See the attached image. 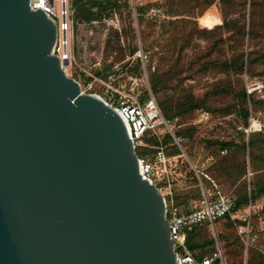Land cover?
<instances>
[{"label":"water","instance_id":"1","mask_svg":"<svg viewBox=\"0 0 264 264\" xmlns=\"http://www.w3.org/2000/svg\"><path fill=\"white\" fill-rule=\"evenodd\" d=\"M55 40L30 0H0V264H179L125 124Z\"/></svg>","mask_w":264,"mask_h":264},{"label":"rangeland","instance_id":"2","mask_svg":"<svg viewBox=\"0 0 264 264\" xmlns=\"http://www.w3.org/2000/svg\"><path fill=\"white\" fill-rule=\"evenodd\" d=\"M68 1L70 12L77 6L71 0ZM133 5L134 11L127 6L118 7L109 17L105 16L107 5H95L91 8V12L97 18L91 22L80 21L83 27L75 29L73 38L70 40L72 67L67 71V76L81 85V91L84 94L90 95L104 93L107 85L133 94L129 77L136 78L139 85L134 90V96L143 92L140 101L145 102L149 97H153L158 107L159 100L169 97L176 98L190 93L195 98L201 99L209 94L207 103L219 112L210 113L211 118L207 123H196L195 117L199 110L194 111L191 116L179 118L178 122L181 127L193 126L195 132L190 138H181L183 140L181 148L184 154L177 147L180 151L179 155H167L170 158V190L166 182L159 190L168 200L181 193L191 191L195 194L196 190H199L202 195L201 186L210 192L212 190L210 182L197 173L198 170L214 180L224 193L235 196L236 188L225 179L214 177L210 169L227 152L218 153L215 149L206 147L205 141H238L239 135L234 128L242 123V119L237 114L226 115L223 110L230 105H236L234 94L240 88L241 82L245 83V78L250 81L264 80V62H257L252 66L253 76L248 70L239 77L231 73L220 72L214 66L211 68L200 66L208 60L216 62L228 60L235 47L227 40L228 34L224 32L209 36L196 31L197 28L211 30L215 26H222L223 20L217 3L203 11V14H201V6H195L192 0H133ZM55 8L58 9V2H55ZM149 8L157 9L160 17L154 19L146 17L144 11ZM249 12L248 5L245 11L247 26ZM218 35L224 41L216 38ZM243 44L245 53L262 54L264 52V32L254 40L246 37ZM139 51L143 59L136 55ZM162 74L167 76L162 80L170 78V81L163 83L168 84L167 87L154 95L150 81L154 76L161 77ZM90 76L99 81L95 82L89 90V83L92 81ZM218 88L223 89L219 97L212 93ZM263 110L259 108L257 111ZM176 129L178 128L176 127L174 131ZM247 141L248 139L245 138L246 143ZM148 147L142 146L140 151L145 149L152 151ZM163 149L164 153H167L171 147H163ZM246 162L245 179L249 184L256 174L251 177L247 176V171L249 169L252 171L247 156ZM260 173H264V169ZM250 189L249 186L248 191ZM261 200L262 198L253 203L256 209L251 212L248 204L240 211L233 213V218L243 223H235L232 228L228 229V232L240 239L245 250L247 248L256 249L264 257V202ZM198 202V198L197 200L190 199L184 206L190 209ZM184 206L179 207L184 208ZM224 226V221L216 224L217 237L221 231H227ZM207 234L213 238L214 233L210 228ZM218 241L225 264L223 244L219 239ZM202 248L211 252L214 243ZM244 256L246 257V253Z\"/></svg>","mask_w":264,"mask_h":264},{"label":"trees","instance_id":"3","mask_svg":"<svg viewBox=\"0 0 264 264\" xmlns=\"http://www.w3.org/2000/svg\"><path fill=\"white\" fill-rule=\"evenodd\" d=\"M196 5L201 6V14L207 8L212 6L214 3L219 5V11L223 20V24L220 27H214L211 30L198 29L199 34H206L209 36H215L218 32H224L228 34L227 40L235 45L231 57L228 60L215 61L208 60L200 64L202 68L216 67L220 72L231 73L234 76H241L244 72L250 70V75L253 76L254 72L251 70L252 66L257 62H264V52L262 54H254L252 52L245 53L243 50L244 41L247 37L249 40L256 39L259 35L264 32V0H192ZM76 10L80 13L79 20L85 22H91L97 16L91 12V8L94 4L81 5L75 4ZM249 5V21L248 26L245 19V11ZM126 4L110 3L107 4L106 17L111 16L115 8L124 7ZM151 9V8H149ZM148 9V10H149ZM144 11L146 15L147 11ZM99 18V17H98ZM220 35V34H219ZM216 38L220 41L224 39L220 36ZM175 47L173 46V50ZM134 52V49H132ZM256 75V74H255ZM164 74L162 76H154L150 81L151 90L154 95H157L162 88H166L168 84H163L170 81V78L162 80L165 78ZM260 81V80H258ZM231 89V87H230ZM222 88L213 90V94L219 97L222 95ZM208 95L206 94L204 98L197 99L190 93H186L176 98H166L159 100V107L162 115L166 120H173L177 118H185L186 116L193 115L194 111H206L209 114H216L215 108L211 107L208 101ZM236 99V105H230L223 113L226 115L237 114L242 119L243 125L247 124L248 120V101L245 92V83L241 82L240 88L234 94ZM250 102L254 109L257 111L259 108L264 109V99H259L257 96L251 97ZM210 114V116H211ZM178 129L174 131V135L178 138H190L195 132L193 126H180L178 122ZM235 129V128H234ZM236 132V130H235ZM238 141H221V140H209L205 141V146L208 148L215 149L218 153L226 151V155L221 156L218 162L213 165L210 169L216 178L225 179L231 186L236 188L234 193V206L230 214L225 215L223 218L219 219L216 224L221 221L225 222V228L227 231H221L218 233V239L223 244L224 254H225V264H264V257L259 251L253 248H247L245 250L244 245L240 239L228 232V229L232 228L235 223H243L241 220L234 219L232 214L240 211L243 207L250 203H254L260 198L264 197V173H260L264 169V132L251 134L248 137L247 143L245 142V136L239 132ZM144 142L148 146L152 147H168L170 146V151H167L165 155L167 156H177L180 154L179 149L174 144L173 138L168 133L160 139L151 135L150 133L144 137ZM148 149L138 151L136 154L153 152ZM164 151V149H163ZM246 156L249 158L250 169L247 171L256 176H253L251 182L248 184L245 179V174L247 170ZM250 176V177H251ZM165 185L164 182L156 183L158 189ZM251 189L248 191V187ZM195 197V198H192ZM202 199V195L199 190L193 192H186L172 197V201L175 206L186 205L190 199L192 200ZM166 202L168 199L165 197ZM170 200V199H169ZM198 202V204H199ZM197 204V205H198ZM182 213H188L190 209L180 208ZM223 227V228H224ZM209 226L206 223L201 225H196L187 230V245L190 250H196L202 248L206 245L213 244V238H210L207 234ZM246 253V257L244 254Z\"/></svg>","mask_w":264,"mask_h":264},{"label":"built area","instance_id":"4","mask_svg":"<svg viewBox=\"0 0 264 264\" xmlns=\"http://www.w3.org/2000/svg\"><path fill=\"white\" fill-rule=\"evenodd\" d=\"M55 2H58V9L55 8ZM71 2L74 5L94 4L100 6H105L110 3L126 4L129 9H133L134 11L133 0H71ZM68 3V0H30L32 10L42 9L55 24L56 40L52 54L58 58L61 68L66 75H68L67 71L72 67L70 40L73 38L74 30L83 27L79 20L80 13L76 8H73L69 12ZM146 17L150 19L159 18L160 12L155 8H151L147 11ZM136 55L141 59L144 58L140 51ZM90 77L92 81L89 83V90L95 82L99 81L97 78ZM129 79L132 82L131 91L133 94L123 89H114L111 85H107L104 93L93 95L117 114L126 124L127 135L133 145L135 153L136 150L140 151L142 146L148 147L144 142V137L147 134L150 133L160 139L162 134L168 133L173 138L175 145L184 154V150L181 148L183 140L174 135V129L178 127V119L166 120L153 97H149L145 102L140 101V96L143 92L134 96V90L139 85L138 79L132 77H129ZM245 92L248 101L247 124L236 125L235 130L248 139L251 134L264 132V110L256 111L250 102V98L254 96H257L259 99H264V80L250 81L248 78H245ZM195 118L196 123H207L211 116L206 111H198ZM148 148L154 151L140 153V155L136 154L137 160L141 165V176L148 179L150 184L156 185L159 182H166L170 190V158L165 155L162 147L149 146ZM197 173L210 182L212 190L208 192L201 186L202 199L198 205L190 208L188 213H182L179 207L174 205L172 199L166 202L163 196L165 200V219L169 224L173 248L179 264H224L215 226L219 219L231 213L234 206V198L231 194L224 193L216 182L207 175L198 170ZM247 176H251V173L248 172ZM261 201L264 202V197ZM255 207V204L250 203V212L255 210ZM203 223L208 224L214 233V248L211 252H207L204 248L190 250L187 245V230Z\"/></svg>","mask_w":264,"mask_h":264},{"label":"bare ground","instance_id":"5","mask_svg":"<svg viewBox=\"0 0 264 264\" xmlns=\"http://www.w3.org/2000/svg\"><path fill=\"white\" fill-rule=\"evenodd\" d=\"M124 123V122H123ZM125 124V123H124ZM125 127H126V124H125Z\"/></svg>","mask_w":264,"mask_h":264}]
</instances>
